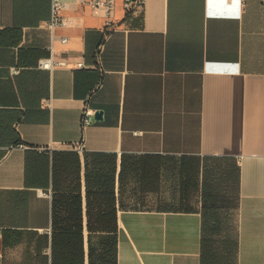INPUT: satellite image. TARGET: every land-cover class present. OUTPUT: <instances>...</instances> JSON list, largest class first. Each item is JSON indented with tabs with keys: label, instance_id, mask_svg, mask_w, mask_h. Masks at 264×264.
I'll return each mask as SVG.
<instances>
[{
	"label": "crops",
	"instance_id": "1",
	"mask_svg": "<svg viewBox=\"0 0 264 264\" xmlns=\"http://www.w3.org/2000/svg\"><path fill=\"white\" fill-rule=\"evenodd\" d=\"M65 3L0 0V264H264V1Z\"/></svg>",
	"mask_w": 264,
	"mask_h": 264
},
{
	"label": "built area",
	"instance_id": "2",
	"mask_svg": "<svg viewBox=\"0 0 264 264\" xmlns=\"http://www.w3.org/2000/svg\"><path fill=\"white\" fill-rule=\"evenodd\" d=\"M81 5L87 6L92 12H100L106 17V26L112 24V17L114 15L116 0H75ZM145 0H121V4L125 11H133L143 6ZM264 1V0H262ZM66 9L65 0H50V16L46 22V27L50 31L51 35L53 30L62 26L65 21L64 10ZM66 37H62L61 42L66 41ZM65 65L62 60L53 61L52 57L42 59L39 63V67L46 70H52L54 66ZM83 63L80 61L77 66H82ZM15 73L17 69H12ZM94 110L91 107L85 105L80 114V124L82 127L89 125L93 122ZM81 147L79 146L78 149Z\"/></svg>",
	"mask_w": 264,
	"mask_h": 264
},
{
	"label": "water",
	"instance_id": "3",
	"mask_svg": "<svg viewBox=\"0 0 264 264\" xmlns=\"http://www.w3.org/2000/svg\"><path fill=\"white\" fill-rule=\"evenodd\" d=\"M94 118H95V119H100V118H101V111H96V112L94 113Z\"/></svg>",
	"mask_w": 264,
	"mask_h": 264
}]
</instances>
